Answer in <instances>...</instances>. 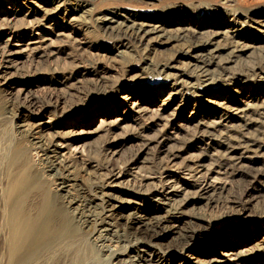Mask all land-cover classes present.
<instances>
[{
  "label": "rangeland",
  "instance_id": "374dc122",
  "mask_svg": "<svg viewBox=\"0 0 264 264\" xmlns=\"http://www.w3.org/2000/svg\"><path fill=\"white\" fill-rule=\"evenodd\" d=\"M137 1L138 0H0V48L5 46L6 49H19L16 53L17 55L15 54L13 58V66L11 65L7 69L5 68L6 70L3 73L4 75L2 74L4 77H8L10 75L8 82L11 84H9V86L6 84L0 85V140L3 143L2 144L0 141V151L2 149L4 155H6V157L4 155L1 156V158L3 157L4 159L0 158V160H5L0 161L1 198L4 196L3 190H5L9 184V176L13 174L12 171H15V173L18 174L17 170L20 171V169L23 168L21 165L17 166V164H14L15 167L13 165L12 169L10 167L11 164L7 159L11 154L10 151H13L12 149H14L15 145H17V142L26 147V152H28L27 154L29 158L33 160L35 158L36 161L40 158V156L44 157L45 152L50 156L56 155L59 158H62V154H64V156H68L66 157L67 160H70L74 163V165H77L76 170H74L77 180H75L76 184L73 185V188L75 187V189H71V193H73L71 197L79 200L77 201L79 204L84 200L80 207L77 208L78 213H81L83 225L86 217H89L88 215L95 214L93 213L95 211H100L96 203L92 205L90 204L91 206L86 203L88 199L87 193H91L95 190L94 184L99 183L97 181L98 177L100 178L103 176L102 174L107 173L106 168L100 166L99 164L105 166L104 164L108 163L107 165L112 166V168H117L123 166L125 162H131V160H134L139 155L140 161H137L136 164L132 166L129 165V168H131V171H134L133 173H136V175L147 173L146 175L152 176L148 174L146 166L154 162L151 160L156 161L159 156L161 157L162 155L160 151H157L159 147L156 146V141H153V139H157L158 137H162L167 134L176 133V138L178 139H172L170 141L175 148L176 146H179L183 140L185 141V139H187V142L190 141L194 143L196 142V144H201L206 140H199L201 138L199 134L201 131L199 132L200 129H196L195 125L197 122L203 119H213L214 117L219 119V116L223 113L225 114L222 115L223 118L221 120V126H229L227 129L223 128V126L222 129L220 128L221 126L217 127L214 134L217 135L220 131H225L226 129L225 132L235 136L237 135V137H241L245 134L252 139L254 138L256 141H259L263 145V148L259 153V156L261 155L262 157H259V159L257 158V161L253 165L255 168L257 167L263 170L264 77L260 78L258 75L256 76L255 73H251L252 70L257 68L264 69V0H247L245 2L242 0ZM59 3L61 4L56 9V5ZM80 5L81 7H79ZM7 7H12L18 10L15 17L12 16L11 9H7ZM73 7H79L80 9L85 10L86 12H84L83 16L86 18L83 19L82 17H79L80 19L78 23L76 21L75 23L66 26L64 25V34L66 33L64 36L55 37L53 34H49L48 30L51 28L50 26H55L56 24H61L62 22H66L67 24L64 12ZM252 9L256 11L253 12ZM43 10L46 12L44 11V13ZM237 11H242L244 15H239ZM76 12L79 14L81 11ZM46 13L48 15H46ZM245 13H247V17H253L255 22L252 21V19L249 20V18L245 19ZM42 16H47L49 19L42 30L29 26L35 19L43 18ZM96 16L112 17L113 20L125 19V23H130L133 18L137 21H147L153 18V21L158 20L165 23L164 27L166 29L183 26H188L191 29H199L200 25L209 24L213 21L216 23L223 22L221 24L222 29H230V22L234 21L236 24H234L231 30L238 29L242 36L247 38L260 37L261 39L259 38L257 42L260 47L256 48L254 51L248 50L249 52H239L237 58L234 56H230L228 58L226 56L227 54H225V52L229 51L228 49H226V51H222L223 55L228 58L224 64L231 67V69L235 72H238L239 82L237 84H235L234 81L226 80L220 76L204 83L200 82L202 79L200 81L199 79H195L194 81L198 80V89L187 91L180 90L179 93H176L174 96L166 99L168 92L171 90L172 80L166 78L164 74L159 71V69L161 64L169 60L172 53H175L176 50L184 47H181L182 45L177 43L175 40H170L169 42L167 41L168 43H166V41L164 43H156L154 46H151L149 51L145 52L139 50V47L133 44H130L128 48H123V46L118 45L116 46V43L113 42L112 39L106 37L107 35L105 33H102L101 30L97 29L96 21H94ZM125 17L128 18L126 19ZM15 18L17 19L15 20ZM81 18L83 20H81ZM243 19H245L246 22L240 23ZM80 21L81 23L79 24ZM169 22L174 23V25H170L171 23ZM13 29H16L18 32H11ZM40 32H42V34H44L52 42H50V46L46 47L47 49L44 50V54L41 52L43 54L42 56L39 57L37 54L29 55L31 53L27 49L25 41L28 39V36H35ZM188 34L191 36L189 37L190 41L194 40L193 34L191 32ZM219 38L221 43H226L225 38L221 36ZM247 38L244 40L249 41ZM189 42L185 41V44H188ZM185 44L183 46H185ZM121 49H125L126 52L124 54H119L118 51H121ZM142 52L144 54H141ZM144 55L145 57L147 56L146 58L154 60L151 63L152 65L148 64L149 67L144 64V62L147 61V59H144ZM178 59L181 62H178L177 64L179 65L178 71H181L182 68L183 70H187L188 67H184L186 65L185 64L183 66L184 63L190 62V64H192L195 62L193 57H178ZM189 67H191V65ZM257 71L258 70H255L256 73ZM2 81L3 79L0 82ZM71 82L73 85L71 84L70 86ZM127 97H129V99H125ZM252 97L253 99L251 100ZM27 100L34 101L35 104L30 105ZM45 101L49 103L47 104ZM162 101H164V104L161 105ZM233 101H240L239 104L242 103V105L244 101L249 102L252 105L255 103L254 105H256V107H253L254 112L247 117L254 118L252 119V122L245 120L247 118H245L242 113L240 115V113L233 109H225L224 106L232 105L231 103ZM131 102L140 103V106L142 105L146 108L149 107L147 108L149 111L143 112L144 114H138L135 116L136 118L132 117L131 119V116L129 115L131 112ZM149 112L152 116L147 115ZM154 112L157 116H159L158 118L153 117L155 114ZM160 114L163 116H160ZM122 116L126 119L124 121H119V126L121 125L120 127L111 126L108 131L106 130V132L105 130L97 131L91 136L84 137L81 140L71 139L64 142V144H67L65 147H58L55 149L56 152L48 151L47 148H50L49 150L54 149L53 146L51 147L49 144H47L48 146L43 145V147L46 146V149L41 150L39 147H34V145H38V143L30 145V142L28 141L32 140L34 142L40 138L44 141V143L50 142V140H53V134L60 130L61 132H65L71 129L75 124L76 125L73 130L79 131L83 128L93 129L100 123L101 120L106 119L108 122L115 123V121ZM38 121L48 125H55V128L53 127L47 129L45 127L44 130L40 131V133L35 134V136L38 137L37 139L29 137L28 134L26 135L25 130L24 132L23 130L20 132L17 131L19 128L21 129V127L17 128L19 124H26L30 122L32 124L38 123ZM63 123H66L67 125L59 127V125ZM55 129L58 130L55 131ZM194 129L196 133L193 131ZM236 130L238 131L236 132ZM141 133H143V135L147 138H151V142L148 145L150 147L145 148L144 151H139L141 145L144 143V136L141 135ZM113 137H116L118 141L124 140V144L117 149L116 147H112L107 150V142L109 140L111 141ZM9 138L12 139L10 140L11 142L13 141V143H9ZM6 140H8V142H5ZM7 149L9 155H7ZM111 150H115L116 153L112 154ZM196 152L197 150L193 148L184 149L180 152L179 157L175 159L176 164L183 162L189 153L194 154ZM0 153L3 154L2 151ZM106 156L109 160H105L107 159ZM7 161L9 164H7ZM100 161L101 163L95 165ZM142 163L145 165L142 166ZM8 165L9 167H5ZM27 165L30 166L31 164H26L23 169H27ZM37 166L36 169L34 168V172L31 170L36 180L41 179H37L38 176L42 177L41 181L45 178L46 179L44 181V187H40V189H38L39 187H36L38 192L35 190L36 188H33V192L36 194L40 192L38 195H41L46 189L51 191L50 187H52V178L44 177L43 179V176L39 174L42 171V165L40 166L37 164ZM18 167L21 168L19 169ZM91 169L93 170V173ZM27 170H23L25 173L20 171L23 174L19 173V175H25L22 176V178L29 176L28 178L26 177L27 183L29 184L32 183L31 181L34 180V178L33 175L30 174L31 172H29V169ZM99 170H102L103 172H100ZM26 172L28 173L27 175ZM220 177L223 178L222 175H220ZM149 179L147 180H152ZM36 180H34L33 183H36ZM92 180L97 182H93ZM223 180L227 182L225 184V189L222 192L220 191L213 194V197L210 198V202L208 204L204 203L205 201L202 200L203 202L200 201L193 206L189 205L188 209L191 213L194 212L195 214L204 215L207 219L217 220L218 222L216 224H219V222H227L229 224V230L218 234L219 237L221 236L220 239H223V236L229 237L232 233L240 235L239 240H244L245 242L243 248L245 247L249 251L246 252L247 256H243L242 260L240 259L233 262L235 260L231 259L233 256L230 254L231 250H228L229 245L219 249L222 251L225 250L228 254V258H230V261L234 264H264V242L262 244L260 240L261 237L264 236V180L259 183L258 187L254 190L251 189V179L247 176L229 175L226 178H223ZM131 183L132 181L129 182L130 185ZM129 184L127 186L128 188L126 187L125 189L126 191L114 192V194L117 195V198L112 199V203H115L117 206H124L122 210L125 214L134 211L144 214L142 211L151 206L153 207V210L155 208L154 211H157V206L152 205L154 202L150 200L149 196L145 194V192H135L131 189L133 184L131 186ZM80 188H83V190L85 189L86 191L83 193ZM42 189L43 192H41ZM92 193H94V191ZM97 194L99 195V192H97ZM245 200H247V204L243 203ZM96 201L99 202L98 199H95L94 202ZM126 203H128V206ZM241 203H243L246 208L236 212L235 207L239 208V204ZM232 207L234 209H232ZM1 210H3V203L0 200V214ZM96 214V216H100L98 215L99 213ZM0 218L2 217L0 216ZM1 222L2 219H0V264H7L6 259L8 253L6 251L8 248L6 247V238H8V233L5 231L6 229L3 228V223V226L1 225ZM108 228V231L110 232L111 229L112 232L115 229L114 226H109ZM92 230L94 231L96 229L90 228L89 234L92 233ZM116 233L118 234L120 232H115V234ZM117 234L115 235L116 237L119 235ZM168 235L171 237L173 233H169ZM87 236L86 241L89 243L88 245L92 249L91 251L95 257H101V253H104V250H107L108 252L112 251L113 245L111 246L108 241H91L93 242L91 243L89 242L90 239ZM115 236H112V238L117 239ZM105 237L110 238L111 233L109 234V237L108 234H105ZM168 240L171 241L172 239ZM168 240H163V243ZM213 240L214 235L210 236L205 243H200L198 249H206L213 246L219 248V246L213 243ZM103 247L105 249H103ZM66 253L67 254H62L63 256L59 255L61 256L60 258H56L59 256H54L55 258L49 256V258H47V264H69L72 253L70 251H67ZM129 253L131 258H136L135 251L130 250ZM67 256L70 257L67 258ZM190 256H193V258L185 259L184 264L199 263L197 259L194 258V255ZM172 262V260L167 261L166 264H170ZM174 262V264L178 263V261Z\"/></svg>",
  "mask_w": 264,
  "mask_h": 264
},
{
  "label": "bare ground",
  "instance_id": "6f19581e",
  "mask_svg": "<svg viewBox=\"0 0 264 264\" xmlns=\"http://www.w3.org/2000/svg\"><path fill=\"white\" fill-rule=\"evenodd\" d=\"M242 1L245 2L247 0H242ZM137 2L140 1L138 0ZM60 4L61 3L56 5V9L59 7ZM79 7H81V5ZM79 7H75V8L73 7L65 11L64 16L66 15L65 20L67 21V24L66 22H62L65 24L61 23V24H56L55 26H50L51 28H49L48 33L53 34L55 37L64 36L66 34V33L64 34V28L66 25L75 23L76 21L78 23L80 19L79 17L85 19L86 17H84L83 14L86 11L80 9ZM7 9H11L12 11L11 14L13 17H15L16 12L18 10L12 7H7ZM44 11L45 10H43V12ZM76 11H81V12L78 14ZM252 11L254 12L256 10L252 9ZM237 13L239 15H244L242 11H237ZM247 13H245V19L249 18V20L252 19V21H254L253 17L251 16L247 17ZM46 15L48 14L46 13ZM82 18L81 20H83ZM125 18L127 19L128 17ZM16 19L17 18H15V20ZM94 19L93 20L96 21L97 24V29L101 30L102 33H105L107 35L106 37L112 39V41L116 43V46L118 45V46H123V48H128L130 44H133L139 47V50L145 52V51H149L151 49V46H154V44L156 43H164L165 41L166 43H168L170 40L173 41L175 40L177 43L182 45L181 47H184V48H180L179 50H176V52L174 51L175 53H172L170 55L171 57L169 58V60L161 64V67L159 69V71L162 72L166 78L172 80L171 90L168 92L166 99H169L170 97L174 96L176 93H179L180 90L187 91L192 89L193 90L198 89L197 88L198 80L194 81L195 79H199V81L202 79V81L200 82L204 83L213 80L215 77L220 76L226 80L234 81V83L237 84L239 82L238 72L232 70L231 67L224 64V62H226V59H228L230 56H234L235 58H237L239 52H246L248 50L254 51L256 48L260 47L258 46L257 43L260 37L247 38V37H243L238 29L231 30L234 24H236V22L234 21H231L230 22L231 24L229 23L230 29L228 28L222 29L221 24L223 22L216 23L215 21H213L214 23L212 22L209 24H202L200 25L199 29H191L188 26L166 29L164 27L165 23L158 20L153 21V18L147 21L145 20L137 21L133 18L131 19L130 23H125V19L113 20L112 17L109 18L106 16H101V17L96 16V18ZM245 19L240 21V23H245L246 22ZM47 20L49 21L48 17L44 16L41 19L40 18L35 19L34 22H31L29 26L32 28L36 27L38 30H42L44 26L47 24L48 22ZM80 23L81 21L79 22V24ZM169 23H171L170 25H174V23L172 22ZM11 32H18V31L16 29H13ZM189 32L193 34L194 40L190 41L189 37L191 36L188 34ZM220 36L226 39V43L220 42V38H219ZM246 38L249 41H245ZM48 39L49 38H47L44 34H42V32L38 33L35 36H28V39L25 41L27 45V49L31 53L28 54L29 55L37 54V56L39 57L42 56L44 54L43 53L44 50L47 49L46 47L50 46V42H52L50 41V39L49 40ZM185 41L186 42L190 41V42L188 44L186 43L187 44L186 45ZM184 44L185 46H183ZM226 49L229 50L225 52L228 58H226L222 53V51L223 50L226 51ZM18 50L16 49L13 50L9 48L6 49L5 46L0 48V78H1L0 81L3 79V81L0 82V85L6 84L9 86V84H11L8 82L10 75L8 77L7 76L4 77L3 73L8 67L12 65L13 58L15 54L18 52ZM118 52L119 54H124L126 51L125 49L124 50L121 49V51ZM143 52L141 54H144ZM143 57L144 59H147V61L144 62L146 66H148V64L152 65L151 63L154 60H151L150 58L149 59L146 58L147 56L145 57V55ZM178 57H187V58L193 57L195 59V62L192 64H190V62H186V63L183 62L184 63L183 66L186 64L184 67L186 66L188 67L187 70L185 69L183 70V68L181 70L180 68L181 71H178L179 65L177 64L178 62H180ZM190 65L191 67H189ZM255 70H258L257 73L255 72ZM254 73L256 74V76L258 75L260 78L264 77L263 68H257L252 70L251 74ZM71 84L72 82L70 83V86ZM125 99H129V97ZM252 99L253 97L251 98V100ZM245 101L243 102V105L242 103L239 104L240 101L239 102L233 101L231 103L232 105H225L224 107L225 109H233L236 112L240 113V115L242 113L244 117L247 118L248 116H250L251 113L254 112L253 107L254 106L256 107V105H254L255 103L252 105L249 102H245ZM27 102L30 105L35 104V102L31 100H27ZM131 103H132L130 104L131 112L129 113L131 119L132 117L136 118L135 116H137L138 114L149 111L147 109L149 107L146 108L142 105L140 106V103L138 104L137 102L136 103L131 102ZM162 104H164V101L161 102V105ZM155 114L153 115V117L158 118L159 116ZM147 115H150V112ZM222 115L219 116V119H217L216 117H214L213 119L212 118L203 119L201 121H198L197 124L195 125L196 129L198 128L200 129L199 132L201 131V133H199L201 138L198 139L201 141L206 140L203 142L204 144L203 143L196 144V142L194 143L190 141L187 142V139H185V141L180 140L182 141L181 144H179V146H176L175 148V146H173V144L170 143V141L172 139H178L176 138L177 137L176 133L175 134L171 133L169 135L167 134L162 137H158L157 139L153 137L155 138L153 139V141H156V146L159 147L157 151L158 152L160 151L162 155L160 154L161 157L158 155L159 156L158 160L156 161L151 160L154 162H152L151 164L148 163L149 165L146 166L147 167L146 169H148V174L152 176L146 175L147 173L136 175V173H133L134 171L132 172L131 168H129V165L132 166L136 164L137 161H140L139 155L138 157L135 158L136 160L134 159L131 160V162H125L124 164L122 163L123 166L117 168H112V166L107 165L108 163L107 164L105 163L104 164L105 166H103L99 164L101 163V161L96 163L95 165L99 164L100 166L106 168L107 173L105 172H104L105 174L101 173L103 176H101L100 178L98 177L97 181L99 183L94 184V189H95L93 190L94 193H92L93 191L91 193H87L88 199L86 203H88L89 205L96 203L100 211L99 212L92 211L95 214L88 215L89 217H86V220H84L83 225H82L81 213H78L77 208L80 207L81 203L84 200L81 201L79 204L77 203V201L79 200L71 197L73 194L71 193V189L73 188V185L76 184L75 180H77L74 174V170H76L77 165H74V163H72L70 160H67L66 157L68 156H64V154H62L63 155L62 158H59L56 155L50 156L45 152L44 157L40 156V158L37 161L35 160V158L33 160L29 158L27 154L28 152H26L27 150L26 147H24L22 144L20 145L17 142L15 148L12 149L13 151H10L11 152L10 155L8 154V149H7V155H9L7 159L11 164L10 167L12 168L14 164L15 165L17 164V166L21 165V167L24 168L26 164H31L30 166L27 165L28 166L27 169H29V172H31V170H33L32 172H34L37 164H39L40 166L42 165L41 166L42 168L40 167L42 171L39 174L43 176V179L44 177L52 178V187H50L51 191L46 189L43 192L42 189L41 192L43 193L41 195H38L40 192L38 194L33 192V188L39 187L38 189H40V187L42 188L44 187L45 185L44 181L46 178L43 181H41L42 177L38 176L37 179L39 178L41 179L36 180L33 173L31 172L30 174L33 175L34 180H36L37 182L33 183L34 180H32L31 181L32 183L28 184L26 179L27 176L25 178L24 177L22 178V176L25 175H19V173H22L20 171L23 170L25 171L27 170L26 168L23 169L21 167H18L19 169L21 168L20 171L15 169L17 170L18 174H16L15 171L14 172L12 171L13 174L11 173L12 174L10 175L11 177L9 176L10 180L9 182L7 181L9 184L7 185L5 190H3L4 196H2L3 198L0 197V200L3 203V210H1V214H0V216L2 217L0 218L2 219L1 225L3 223L4 225L3 228H5L6 229L5 231L8 233L7 236L8 238H6L7 241L4 240L7 242V244L6 242L5 244L7 245L6 247L8 248V250L6 251L8 253L6 259L7 264H47V258H49V256L56 257L62 254H67L66 253L67 251L68 252L70 251L72 253L71 259L69 258L70 259L69 264H139V263L166 264L167 261H171V260L173 262L170 264H174L175 263L174 261H178L177 264H184L185 259L193 258V256L191 257L190 255L195 256L194 258L197 259V261L199 262L198 264H232L237 260L240 259L242 260L243 256H247L246 252L248 251V249H246L245 247L243 248L245 242L244 240L243 241L239 240L240 235L232 233L230 234L229 237L223 236V239H220L221 236L220 237L218 236V234H221L222 232L229 230V224L227 222H219V224H216L218 222L217 220H213L209 218L207 219L205 218L204 215L202 216L199 214H195L194 212L191 213L188 209L189 205L193 206L202 200L205 201L204 203L208 204L210 202V198L213 197L212 196L213 194L220 191L222 192L225 189L226 186L225 184L227 182L223 180V178H226L229 175L247 176L248 178L251 179L252 184L250 187L253 190L256 189L258 187V184L264 180V168L262 170L261 168H257V167L255 168L253 165L257 161L256 160L257 158L259 159V157H262L261 155L259 156V153L260 150L263 148V145L259 141H256L254 140V138L252 139L251 137H248L245 134L242 135L241 137H237V135L235 136L225 132L229 125H224V126L222 125L223 128H226L225 131H220L217 135H215L214 134L215 129L221 126V122H222L221 120L223 118ZM160 116L163 115L160 114ZM125 119L126 118L122 116L118 118L115 121V123L108 122V120L106 121V119L101 120L100 123L95 128L93 129L83 128L80 129L79 131L73 130L74 126L76 125L75 124L71 129L65 132H61V130L56 132L55 134H53L52 137L53 140L52 141L50 140V142H45V143L44 141H42V139L40 138L37 139L38 137L35 136V134L40 133V131L44 130L45 127L48 129V128H53L55 125L52 124L48 125L39 121L38 123H32V124L30 122L26 124H19L17 128L21 127V129L19 128V130L17 131L20 132L23 130L24 132L25 130L26 135L28 134L29 137L37 139L34 142L32 140H28L30 142V145H34L35 143H38V145H34V147H39L41 148V150H44L46 149V146L43 147V145L49 144L51 145V147L53 146L54 149L49 150L50 148H47L48 151L56 152L55 149H57L58 147H65L67 145L64 144V142L66 141H69L71 139L81 140L84 137L91 136L97 131L105 130L106 132V130L108 131L111 126L118 127L120 124L119 121H124ZM252 119L254 118H247L245 120H249L248 122H252ZM65 125L67 124L63 123L60 124L59 127H64ZM222 126L220 127L221 129ZM56 130L58 129H55V131ZM193 131H195V129ZM237 131L238 130H236V132ZM141 135H143V133H141ZM143 136L142 137L144 143L143 145H141L139 151H144L145 148L150 147L148 145L151 142V138L149 137L150 138L149 139L145 135ZM116 137H113L112 140L111 141L109 140L108 142L106 140V142L108 143L107 150L112 147L114 148L116 147L117 149L118 147L124 144V140L118 141ZM10 139L11 138H9L8 140ZM8 140H6L5 142H8ZM11 140L9 141V143H13V141L11 142ZM188 148H193L197 150V152L194 154L189 153V155L187 156L186 159H184L183 162H181L180 164H176L175 159L179 157L180 152ZM115 150L110 152L112 154H115L116 153ZM1 151L3 153L2 149ZM2 155H4V153L3 154L0 153V158ZM4 156L6 157V155ZM105 160H109L108 157ZM0 161H5V160H0ZM8 161L7 164H9ZM144 165L142 163V166ZM5 167H9V165ZM92 169L91 171L93 173L94 169L93 170ZM24 171L23 173H25ZM99 171L101 172L102 170ZM27 174L28 173L26 172V175ZM220 175H222L223 178L220 177ZM30 178L33 179L32 177ZM149 178L152 180L148 181L147 179ZM92 181L94 182L95 180ZM131 181H132L131 185L133 184L131 189L139 193L145 192V194L149 196L150 200L154 202V204L152 205L157 206L156 208L157 211H154L155 208L153 210V207L151 206L148 209L142 211L144 212V214L137 213V211L129 212L125 214L123 213L122 210L124 206H117L115 203H112V199L117 198V195H115L114 192L126 191L125 189L128 186L129 182ZM73 189H75V187ZM35 190L37 191V188ZM81 191L84 193V191L86 190L85 189L83 190L82 188ZM97 192H99V195L97 194ZM95 199H98L99 202L98 201L94 202ZM246 201L247 200L243 201V203H246ZM243 203L239 204L240 205L239 208L235 207L236 206L235 204H234L235 206L233 205L235 207L236 212L246 208V206H244ZM126 204L128 206V203ZM232 209L234 208L232 207ZM96 213H99L98 215L100 216L99 217L96 216L97 215ZM109 226H114L115 229L113 230V232L112 229L111 232L108 231ZM90 228L96 230L94 231L92 230L91 231L92 233L89 234ZM109 232L111 233V237L110 238L105 237V234L106 235L108 234L109 237L110 234ZM115 232H120L118 233L119 235L116 233L119 237L115 236L116 235ZM112 233H114L115 235ZM169 233H173V235L169 237L168 235ZM212 235H214L213 243L219 246V248L213 246L211 248L208 247L206 249L204 248L198 249L200 243H205ZM86 236L90 239L89 242L91 241L97 242L100 240L104 242L108 241L111 246L113 245L112 251L108 252L107 250H104V253L103 252L101 253V257L99 256L95 257V255H93L91 251L92 249L88 245L89 243L86 241L87 240ZM112 236L113 237L115 236L117 239L112 238ZM168 239H172V240L169 241ZM163 240H168V241L163 243ZM260 240L261 243L263 244L264 236H262ZM226 245H229L228 250H231L230 254L231 256H233L231 259L235 260L233 262L230 261V258H228V254L227 252H225V250L223 251L219 250L223 247H226ZM103 249L105 248L103 247ZM130 250L136 252V256H135L136 258H131L129 253ZM60 257L61 256L56 258H60ZM68 257L70 256H67V258Z\"/></svg>",
  "mask_w": 264,
  "mask_h": 264
}]
</instances>
